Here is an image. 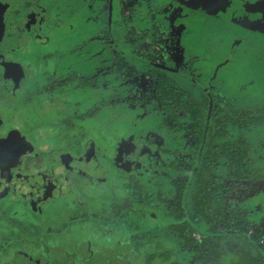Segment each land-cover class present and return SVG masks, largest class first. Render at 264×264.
I'll return each instance as SVG.
<instances>
[{"label":"rangeland","instance_id":"374dc122","mask_svg":"<svg viewBox=\"0 0 264 264\" xmlns=\"http://www.w3.org/2000/svg\"><path fill=\"white\" fill-rule=\"evenodd\" d=\"M116 1L118 5L112 15L110 14L112 0H75V5L72 0H37V9L28 8V5L20 7L22 17L20 20L26 22L28 27L26 31L31 33V41L37 40L35 35L38 32L42 38L46 26L36 31L29 28L34 22L28 18V12L25 10L49 13L51 20L49 18L48 26H51V34L48 38H51L52 46L47 47L46 52L42 51L41 54L44 56L51 53L53 56L50 64L41 67L39 71L43 75L42 80L49 75L48 71L56 72L47 80L49 84L55 86L61 83V89L51 95L58 101L68 102L65 106L68 118L79 115L75 127L68 126L65 143L45 144L47 145L45 152L50 155L47 158L49 161L30 162L31 165H35L34 167L28 163V173L30 176L41 174L53 178L58 186L63 188V192L59 194L64 193L63 199L70 200L82 198L83 194L80 196L76 187L79 185H85L86 189L94 190L96 193L99 190H106V185L109 184H116L115 189L118 183L122 185V191L119 188L117 194L107 198L104 206L101 204L104 201L100 205H97L96 201H89L97 207L98 214L94 215L93 219L80 222L81 225L91 223L105 238L109 233L120 234V237L126 236L127 239L122 241L123 248L121 246V253L114 264H239L240 257L233 249H228L222 257L213 259L206 257L207 255L205 256L204 252L196 249L194 245L179 239L175 231L186 220L182 209H175V205L180 203L185 208L194 207L192 199L195 196L197 180L195 171L207 165L205 152H212L210 177L227 178L232 160L225 155L228 151L226 144L238 141L243 133L245 135L248 133L247 139L251 141L250 153L254 161L251 168L264 172V126L252 128V132L249 133L235 117L226 127L225 132L228 134L224 138L213 137L214 142L211 147L197 149L194 137H191L188 128H184V124L190 123L188 114L181 113L179 123L172 124L170 116L166 115L165 109H162L163 105L157 98L155 83L159 79L158 72H164L177 82L180 89L191 91L199 104L204 103L202 95L206 94L214 104L223 105L224 113L229 112L231 115L237 113L241 120L264 116L262 109L264 97L260 93L264 90V69L260 71V68L264 67V62L258 60L264 59V50L258 49L260 45H264V34L259 30L254 31L252 26L248 28L245 24L236 27L242 20L240 18L242 11L247 12L243 7L244 3L253 2L252 0H220L222 6L226 7V12L229 11V7L237 11L238 6L243 2L241 10L236 12L239 16L235 15V11L227 13L228 16L221 29H204L206 19L199 22L198 17L190 18L198 22V25H194L191 30L194 38L191 49L202 59L197 65L203 66L210 73L207 75L212 83L210 84L204 76L200 77V74L193 72L192 68L195 66L190 67L189 63L179 62L175 58L172 54L174 43L169 37L161 44L158 41L161 40L158 32L154 33L157 35L151 36L152 34L147 35L148 31L141 33L136 30L138 38L131 40L128 37V34L132 35L128 32L130 31L128 23L135 19L136 22H140L139 16L150 15L148 12L150 8L139 10L136 7L134 15L133 8L130 7L131 3L137 0ZM117 7L118 12H116ZM261 8L263 9L264 5H261ZM129 12L130 14L127 15ZM114 18V22L119 23L118 27L114 26L113 30L108 29L110 20ZM57 19L61 21L57 27L60 30L58 35L54 32L55 28L52 29ZM259 19L264 20V11H261ZM44 25L47 24H42ZM149 32L153 33V31ZM246 37H253V40H250L252 43L248 44ZM192 41L190 37L187 42ZM223 43L227 44L226 48ZM255 44L257 45L254 47ZM243 47L248 49L252 47L248 59L246 55H240ZM232 52L235 55L231 62L235 61V64L233 63V67L230 64L222 68L219 75L229 78L226 69H231L229 76L236 69L238 74L230 77L227 82L224 78L225 85H223L224 80L215 78L219 71L217 67L224 61H222L223 56ZM66 59L68 63L64 68ZM188 60L192 62L191 58ZM247 64L254 67L253 74L247 70ZM71 66H75L73 70L76 73L73 76L66 72L72 70ZM241 73L244 76H241ZM188 75L197 77L194 78L196 81L190 80ZM252 77H255L253 86L248 88L246 85L239 90V86ZM250 92L254 95H250ZM203 108L204 106L201 105L200 109ZM161 110L164 112L161 113ZM128 138L135 141L128 142ZM137 139L141 140L136 142ZM91 141L102 145L99 151L110 153V156L102 159L103 156L98 152L97 160H87V147ZM46 142L50 140L32 141L35 150L39 146H44ZM129 143L133 146L127 150ZM45 152L39 149L36 153L42 156ZM214 155L218 158H214ZM30 157L32 155L17 154L10 157L8 165L0 161V166L3 167L4 174L25 176L22 170L20 171L23 173H18L17 167H25ZM76 160L82 162L76 164ZM48 166L51 168L48 169ZM187 179L190 181L188 186L184 183ZM100 184L104 185L100 187ZM182 187L185 190L183 195L180 194ZM8 189L0 183V247L10 245L9 250H6L7 254L0 255V264H8V262L13 264L18 253L27 251L22 245L15 243L13 237H19L26 242L28 239H35L43 228L38 219L42 214L28 202V197L7 193ZM95 192L86 195L87 198L93 195L97 197ZM55 194L50 197L47 206V209L53 208L52 214L55 207L53 203L61 199ZM258 195H253L252 201L246 206L250 212H247V215L253 227L252 233L255 232L256 227L264 229V201L257 199ZM129 196H132L130 201L132 205L125 207ZM31 197L38 203L48 198L47 196L46 198ZM90 207L92 208V205ZM117 209L120 211L116 212ZM196 226L198 227V223ZM199 227L201 228L195 236L203 240L210 228L208 220L203 219L199 222ZM126 230L138 234L141 231L144 233L140 249L124 248L125 244L132 243ZM73 232L76 230L74 229ZM113 245L114 242L112 247ZM115 253L117 254L118 251ZM49 258L51 263L55 260L51 255Z\"/></svg>","mask_w":264,"mask_h":264},{"label":"flooded vegetation","instance_id":"af4514ba","mask_svg":"<svg viewBox=\"0 0 264 264\" xmlns=\"http://www.w3.org/2000/svg\"><path fill=\"white\" fill-rule=\"evenodd\" d=\"M72 1H74L73 4L75 5V0H72ZM36 2L37 0H2V2H0V11H1L0 12V161L3 162L5 165H8L11 156H15L17 154H24V153L28 154V156L32 155V157H30L25 167L24 166L17 167L19 168L18 173L25 172L24 174H26L25 176L27 177L23 175L14 176V174H11V173L4 174L3 172L4 169L2 166H0V176H1L0 183L4 184L5 186L9 188L8 190H6L7 193H12L14 195L18 194V195L27 196L29 199H33L31 196H44V197L47 196L48 198L46 197L45 198L47 200H50V197L53 194L56 193L55 195H59L60 192L62 193L63 188L58 186V183L56 180H54L53 178L47 177L45 175L35 174L33 176H30L28 173L29 172L28 163L30 164V162H33V163L34 162H39V163L48 162L49 160L47 158H49L48 156L50 155H47V153L45 152L46 147H47V145L45 144L58 145L63 142L65 143V141L67 140L68 126L72 125L71 127H75V121L78 120L77 117H79V115H76V117L68 118L66 111H65V106H67L68 102L58 101L56 100L55 97L51 95L52 93H55L58 89H61V83L56 84V86L58 87L56 88L55 85H51L48 82V80L52 77V75L56 73L55 71L53 70L51 72L48 71L47 73H49V75H46L44 80H42L43 75L39 70L41 67L44 68L48 66L50 64V61L52 60L51 57L53 56L51 53L50 55H44V56L41 54L42 51L46 52L47 47L52 46V40L51 38H48V36L51 34V26L50 27L48 26L49 18L51 20V17L49 16V13L47 12H44V13L42 11L41 12L40 11L31 12V11L25 10L26 12H28V18L32 22H34V25L29 28L34 29L33 31H36V29H41L46 26L44 28L46 29V31L43 34L42 38L39 32L35 35L36 36L35 38L37 39L36 41H31L30 39L31 33L29 31H26V29H28L26 22H23L20 20V18H22L20 15V12H21L20 7L28 5V8L37 9ZM252 2H253L252 4H247L246 2L244 3L243 7H245V10H247V12L242 11V14L240 16L242 20L239 21L236 27H241L245 24L248 28L252 26L254 31L259 30V31H262V34H264L263 32L264 20L259 19L261 16V11L262 12L264 11V8L263 9L261 8V5H264V0H252ZM146 3L148 4L150 8L148 12H150L149 14L151 15V17L142 19L139 16V19H141L140 22H136L137 20L135 19L131 23H128V28L130 29V31L128 32L132 34V35H129L127 32L128 37H130L131 40L133 38L134 39L138 38L136 37L137 36L136 30L141 31L143 29L149 28L150 26H153L154 33L158 32L160 34L161 40H158L159 43L162 44L163 40L169 37L174 43V47L172 48L173 49L172 54L175 56V58L179 62L189 63L190 67L191 65L195 66V68H192L193 72L197 75L200 74L199 75L200 77L204 76L205 80L208 83L212 84L211 81L207 78V75H210V73H208V70H205L204 67L201 65H197L198 63L200 64L202 59L199 56H197L195 52H193L191 49V46L194 42V38L192 37L193 35H192L191 30L194 27V25H198V22H194V19H190V18L192 16L196 18L198 17L200 19L199 22L206 19L207 20V23H205L206 27H203V28L216 30L217 28L221 29L222 24L225 22V18L228 16L227 13H232L235 10L229 7L228 8L229 11L226 12L225 10L226 7L218 6L214 0H209V1L192 0V2L191 0H146V2H143V4H146ZM240 4L241 6H238L237 11L241 10L243 2ZM256 8L258 10H255ZM73 9L75 10V6H73ZM237 11H235V15ZM132 13H134L135 15V9L132 11ZM14 14L16 17L13 18ZM110 14L111 15L114 14V10L111 9ZM123 16H127V15H123ZM236 16H239V15H236ZM188 19L190 20L188 21ZM114 20L115 18L113 20L112 19L110 20L108 29L113 30L114 26L115 28L118 27L117 24L119 23L117 21L114 22ZM55 21L56 22L52 26V29L55 28L54 32L56 35H58L60 30L57 27H58V24L61 23V21L59 19ZM42 24H47V25L42 26ZM49 25H51V23ZM120 26L121 24L119 25V27ZM154 35H157V34H152L151 36H154ZM190 37L193 41L187 42ZM107 38H108V35H107ZM246 38H247L248 44L252 43V41L250 40H253V37H246ZM74 43L75 42H73V44ZM224 45H225L224 48H226L227 44H224ZM256 45L257 44L253 46L255 47ZM251 49L252 47L250 49L243 47L241 49L240 55H246L247 56L246 59H248V53L251 52ZM258 49L260 51L264 50V45H260ZM232 53L231 54L226 53L222 59V61L223 60L224 61L219 64V67H217L219 71L216 73L215 78L224 80L223 85H225L224 78H226V82H227V80L230 79V77L238 74V69H236V71L229 76V74L231 73V69L230 70L226 69L227 75L229 78L223 75H219L220 70H222V68H226L230 64H232V67H233V63L235 64V61L233 63L231 62L232 57H234L235 55L234 53L233 54ZM188 58H191L192 62H189ZM258 60H260L261 62H264L263 58L258 59ZM65 61L66 62L64 64V68L67 67L68 59H66ZM74 67L75 66H71L70 68H72V70L69 69L66 72L73 76L76 73L73 70ZM197 67H200V68H197ZM260 69H261L260 71H262L264 67H261ZM48 70H50V67ZM247 70H250L251 71L250 74H253L254 67L251 64H247ZM241 76H244V75L241 73ZM187 77L190 80H194V81H196V79L194 78H197L193 75H188ZM171 79L175 81L173 78ZM253 82H255V77H252L248 82H245L241 86H239V90H241V88L246 85L248 86V88L249 86H253L252 85ZM160 84H161V78L157 79L155 83V93L160 103L163 105L162 109H165V112L167 113L166 115L170 116L171 118L170 121L174 125H176V123L177 124L179 123L178 120H179V115L181 113L182 114L185 113L186 115L188 114L187 113L188 104H190L192 100H194L193 102L198 106L199 111L209 110L212 107V105L214 106L216 105L214 104V102H212L210 97H206V94L202 95V99L205 100L204 103L199 104L198 103L199 101L196 98V96L191 91L180 89L177 82H176V85L178 87L177 89L178 92H181L183 95L186 93L185 97H183V95H181L180 93H177L175 96L174 95L170 96L171 98H168L167 100L162 101L161 98L159 97L158 88H157V85L159 86ZM214 88L215 87H213V89ZM207 91L209 92V90ZM260 93L264 97V90H261ZM251 94L253 93L250 92V95ZM256 94L260 95L259 92H256ZM47 96H50V97H47ZM58 98H61V96H58ZM77 104H79L78 99H77ZM201 105L204 106L203 110L200 109ZM219 106L223 108L222 104H219ZM262 109H264V105ZM163 112L164 111L161 110V113ZM76 113H78V111ZM206 113H207L206 114L207 119H205L204 122L206 123L205 132H206L207 138H206V142L203 144L204 148H207L208 146H210L207 142L208 139H211L212 145H213V142H214L213 137H215L216 139H219L221 137L224 138L228 134L225 132L226 127L229 125V123L232 120L235 119V117L238 120V123L242 124V127L248 129L249 133L252 132V128L257 129L260 127V125L264 126V116H261L257 119L256 117H253V118H248L246 120H241V118L238 117L237 113H235V115H231L229 112L224 113V108L219 114H214V116H212L211 110ZM209 114L212 117H214L213 120L209 118ZM188 116L190 119V123L186 125L184 124L185 126L184 128H188V131H190L191 137H194V135L192 134V129L193 127H195V124L191 116L189 114ZM218 124L221 125L220 128L218 127ZM220 133H221V136H219ZM247 135L243 133L242 138L233 143L236 144V143H240L242 140L243 141L246 140ZM34 139L35 140L41 139V141L50 140V142L44 143V146L42 147L39 146L35 150V147L32 143ZM128 140H129L128 142L135 141L129 138ZM139 140L141 139H137L136 142ZM194 140H195V145H196L195 137H194ZM247 141H249L251 144L250 139H247ZM101 146L102 145H99L96 142L91 141L87 147V152H88L87 160H91V159H93V161L97 160L99 153H101V156H103L102 159L108 158V156H110V153H106L105 151L100 152L99 147ZM127 146H129L127 148V150H129V148H131L133 145L132 143H129L127 144ZM244 146L245 145L243 144L242 150ZM250 146L247 147L246 155H247V158L251 159L250 165L252 166L254 161L250 153L251 151ZM218 147L219 146H217V148ZM92 148H95L94 157L91 156ZM39 149H41L42 151L44 150L45 152L42 156L39 153L38 154L36 153ZM33 152H35V154ZM208 152H205V157L208 156L209 154ZM210 153L212 155L211 151ZM226 153H229V151H226ZM81 162H82L81 160H76V164H79ZM31 166L34 167L35 165H31ZM39 168H41V165L39 166ZM50 168L51 167L48 166V169ZM54 168L55 167H53V169ZM79 169H81V166L79 167ZM20 170H22L23 172H21ZM209 170H210V167H209ZM252 170L256 174L257 179L254 178L253 180H249L250 182L247 183L248 185H245L246 182L243 181L244 185L239 186L241 190L238 192L237 196L233 197L231 194L228 195V200H230L229 202H231V204L227 200V205L230 208V210H232V208L235 210H238L240 212V215H243V216L246 215L248 218L249 216L247 215V212L248 213L250 212L246 206L248 205L250 201H252L253 195L259 194L257 199L264 201V172L258 171L255 169H252ZM113 172L115 173V171ZM195 174H196V171H195ZM7 176L13 177V178H26V179L40 177V178H45L48 180H53L56 182V185H57L56 187L59 188V192L55 191L54 193L51 192L47 194L46 193L35 194L32 192L31 187L25 188L26 189L25 190V189L19 188L17 185L16 186L9 185L8 183L5 182V178ZM223 178H225L224 183L229 184V180L226 177H223ZM117 182H118V178H117ZM103 185L104 184H100V187H102ZM121 186L122 185L118 183V186L115 189L116 184L114 185L109 184V185H106V188H107L106 190L104 191L99 190L98 193H96L94 190L85 189V185H79V187L78 186L76 187L79 193H83V194L85 193L84 191H80L81 189L92 192V193L95 192L97 197L93 195L94 196L93 199H95L96 202L98 201L106 202L107 198H111L114 194H117L118 191H120L119 188H121ZM234 187L232 188V190L238 191V187L236 188ZM121 191H122V188H121ZM130 198H132V196H129L127 199H130ZM46 201L41 202V203H44L42 207L44 209H47V206H48V203ZM91 205L92 204L88 201L86 202L85 207L90 208ZM118 211L120 210L117 209L116 212ZM45 213L46 214H44V216H47L45 218L49 219L50 218L49 215L51 211L46 210ZM93 217L95 218V216ZM93 217L86 216L84 217V220L93 219ZM69 222H73V220H70ZM99 232L100 231H98V235L102 238H105L102 235H100ZM70 234L72 235V233ZM130 234L132 236L135 235V237L138 235H140V237H143L144 235L142 231L140 232V234L130 231ZM251 234L255 235V232L252 233L251 231ZM119 235L120 234H117V233H109V236L106 238L113 241L116 247V245H119V244L122 245V241L127 239L125 237L121 238ZM130 239L132 240L131 236H130ZM141 243H142V240H141ZM127 246L128 244H125L124 248H126ZM122 248L121 247L119 249L117 247L115 248L119 250L118 255L121 253L120 249ZM100 249L103 250L106 254H108L111 251L112 246L107 245V246L101 247ZM115 260H116V257L114 259V262Z\"/></svg>","mask_w":264,"mask_h":264},{"label":"trees","instance_id":"16d2710c","mask_svg":"<svg viewBox=\"0 0 264 264\" xmlns=\"http://www.w3.org/2000/svg\"><path fill=\"white\" fill-rule=\"evenodd\" d=\"M158 78H161V84L157 85V88L162 101L171 98L170 96H175L177 93L183 95L178 92L176 82L166 73L158 72ZM185 94L183 97H185ZM193 101L188 104L187 113L195 124L192 134L196 139V146L201 149L207 138L206 123L204 122L207 119L206 112L211 110V114L214 116V114H219L223 108L219 105H212L209 110L199 111L198 106ZM212 116L209 114V118L213 120L214 117ZM218 127L220 128L221 125L218 124ZM219 136H221V133ZM242 141L236 144L232 142L226 144L229 153L225 152V155L232 160V167L227 176L229 184H224L225 178L223 177H215L214 179L210 177L209 167L212 163L210 152L205 157L207 165H204L201 169H196L195 196L192 199L194 207L187 206L185 208L180 203L175 205V209H182L186 220L177 228L175 234L179 239L185 240L187 244L194 245L196 249L202 250L205 256L207 255L206 257L220 258L228 249H233L240 257L239 264H264V229L259 227L255 230V235H252L253 227L249 222V218L246 215H240L238 210L233 208L230 210L227 205L228 195L237 196L241 190L239 186L244 185L243 181L246 182L245 185H248L249 180L257 179L256 174L250 167L251 159L247 158L246 155L247 147L251 144L247 139ZM207 142L212 146L211 139H208ZM242 143L245 145L243 150ZM184 183L186 186L190 185L189 179L185 180ZM232 186L234 188L238 187V191L232 190ZM80 191L85 193H80V196L83 194L82 198L76 200L63 199V195L59 194L57 197L61 199L53 203L55 205L54 214L51 212L49 219L44 216L46 214V209L42 208L44 203H38L28 198V202L42 214V218L38 219L42 223L43 230L40 228L41 230L36 238L28 239L26 242L19 237H13L15 243L27 249V251H21L17 254L13 264H114V259L117 258L119 253V250L115 248L119 249L122 245L119 244L116 247L113 245L111 251L106 254L100 248L107 245L112 246L113 241L100 237L98 229H95L91 223L81 225L80 222L84 220V217H93L98 214V211L96 210L97 207L91 202L92 208L85 207L86 202L96 201L93 199L94 196L87 198L86 195L91 192L83 189ZM184 192V187H182L180 194L183 195ZM49 201L46 202L49 203ZM130 201H132L131 198L127 199L124 206L132 205ZM100 203L98 201L96 204L100 205ZM105 203L104 201L101 204ZM47 210L52 211L53 208ZM203 219L208 220L210 228L204 235L203 240H199L195 234L201 228L199 222ZM70 220H73L74 223L69 222ZM196 223H198V227ZM86 227L88 230H86ZM74 229L76 232H73ZM126 233L132 238V243L128 244L126 248L140 249L141 240L142 242L144 240L143 237H140V235L132 236L129 230H126ZM124 237L126 238V236ZM9 247L10 245L1 246L0 255H6V250L8 251ZM116 251H118L117 254ZM49 255L55 259L52 263L49 262ZM153 257L155 256L153 255ZM8 264L12 263L8 262Z\"/></svg>","mask_w":264,"mask_h":264},{"label":"water","instance_id":"95a60500","mask_svg":"<svg viewBox=\"0 0 264 264\" xmlns=\"http://www.w3.org/2000/svg\"><path fill=\"white\" fill-rule=\"evenodd\" d=\"M121 1V0H119ZM143 2H146V0H140V2H137L135 1L131 3V7L130 8H133L136 9H139V10H147V8L149 9V6L148 4H143ZM114 3V4H113ZM118 5V2L116 0H112V10L115 9V7ZM116 11L118 12V7L116 8ZM131 11V10H130ZM130 13H128L127 15H129ZM142 19L143 18H150L151 15H148V16H140ZM133 18V16H132ZM137 20V19H136ZM138 31V30H137ZM148 31V32H147ZM149 31H153V33L149 32ZM139 32H147V35H150V34H154V28L153 26H150L149 28L147 29H143ZM95 155V148H92L91 149V156L94 157ZM5 182L8 183L9 185H12V186H18L19 188L21 189H25V188H32V192L35 193V194H41V193H51V192H59V188H57L56 186V182L53 181V180H48V179H45V178H40V177H35V178H31V179H26V178H13V177H9L7 176L5 178ZM26 190V189H25Z\"/></svg>","mask_w":264,"mask_h":264},{"label":"snow or ice","instance_id":"6c2138e0","mask_svg":"<svg viewBox=\"0 0 264 264\" xmlns=\"http://www.w3.org/2000/svg\"><path fill=\"white\" fill-rule=\"evenodd\" d=\"M215 2H216V4H217L218 6H222V4L220 3V0H215Z\"/></svg>","mask_w":264,"mask_h":264}]
</instances>
